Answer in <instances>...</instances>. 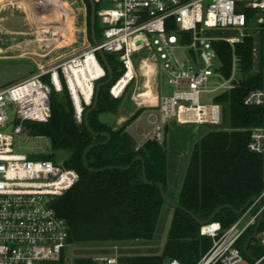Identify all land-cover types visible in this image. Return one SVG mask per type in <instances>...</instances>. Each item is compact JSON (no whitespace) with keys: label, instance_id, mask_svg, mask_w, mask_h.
<instances>
[{"label":"built area","instance_id":"2783aa9c","mask_svg":"<svg viewBox=\"0 0 264 264\" xmlns=\"http://www.w3.org/2000/svg\"><path fill=\"white\" fill-rule=\"evenodd\" d=\"M94 4L101 6L97 9L100 39L96 44L91 42L83 50L48 66L37 65L29 76L0 86V264L57 260L67 244L69 226L56 213L53 200L78 181L77 171L50 158L29 159L26 154L16 153L13 141L14 135L27 133L26 120L47 121L50 95L64 87L75 119L83 121L96 82L106 77L98 50L117 55L121 62L122 72L108 88L113 98L121 97L133 86L130 96L139 107L145 101L155 105L149 112L150 129L143 134L137 149L147 139L163 141L165 127L171 120L177 124L220 127L221 105L201 102V94L230 87L236 70L228 80L220 75L217 69L221 62L212 41L221 39L233 44L251 36L255 56L258 35L264 30V0H94ZM253 27L255 31L242 32ZM212 29L236 30L239 35L213 34ZM177 49L183 50L182 59L177 56ZM146 60L154 66L152 79L156 90L151 98L140 96L139 90L143 85L138 80L141 64ZM87 61L94 67L93 73L88 71ZM200 61L203 66H199ZM84 69L87 75L83 74ZM212 76L223 82L209 88L207 83ZM79 78L87 93L81 89ZM158 78H165V83L172 87L171 94H161ZM243 101L246 105L264 106V84L250 91ZM7 107H11L13 114L8 113ZM248 148L264 154V123L250 129ZM258 196L264 203V190ZM258 212L254 201L225 228L214 219L201 224L199 234L209 236L212 244L195 264H258L264 260V230L258 229L252 241L261 249L256 261L246 263L239 244L245 232L254 226ZM91 264L120 261L116 255H97ZM161 264L182 263L171 258Z\"/></svg>","mask_w":264,"mask_h":264},{"label":"trees","instance_id":"16d2710c","mask_svg":"<svg viewBox=\"0 0 264 264\" xmlns=\"http://www.w3.org/2000/svg\"><path fill=\"white\" fill-rule=\"evenodd\" d=\"M84 1L90 13L89 1ZM97 9L95 5L96 39L100 36ZM260 32V43L264 46V31ZM89 38L91 40L90 34ZM212 46L221 62L217 69L220 75L228 80L235 69L241 72L242 81L235 86L216 90L211 102L221 105L222 119L227 120V125L221 124L218 127L206 124L212 129L193 144L177 194L176 202L201 219L208 218L221 204L227 203L239 209L249 197L259 195L264 190V154L248 148L250 129L264 123V106L246 105L243 101L250 91L264 84V69L260 68L251 73L254 63L253 38L244 36L233 44L221 39L213 40ZM105 56L115 80L122 72L121 62L113 53H105ZM236 60H239L237 64ZM109 86L110 84L100 88L98 103L88 117L92 130L110 133L109 140L104 144H100L105 139L104 135H93L83 121L77 122L72 101L65 87L59 93H51L47 121L24 122L28 134L43 135L49 139L52 151L67 150L69 154L63 160V165L76 170L79 175L78 181L71 188L53 200L56 213L64 217L69 226L67 243L151 239L165 203L156 185L143 182L141 161L132 160L135 155H141L148 180L161 181L165 189L166 143L147 139L136 149L137 142L127 130V126L139 116L142 107L117 127L101 121V113H117L124 95L113 98L108 92ZM90 143L99 144L90 148L86 154L89 167H130L88 171L82 162V152ZM46 158H53V154L41 157ZM256 209L257 207L254 211ZM238 215L229 208H222L213 219L225 228L235 221ZM199 227L191 215L173 208L162 253L119 257L120 264H161L171 258L178 259L182 264H195L212 244L209 236L199 234ZM252 227L245 232L239 244L251 233ZM259 230H264V217ZM248 249L254 256L261 254V249L253 242L249 244ZM63 250L64 248L58 260L60 264L63 261ZM257 252L260 254L257 255ZM91 262L90 258L75 260V264Z\"/></svg>","mask_w":264,"mask_h":264},{"label":"rangeland","instance_id":"374dc122","mask_svg":"<svg viewBox=\"0 0 264 264\" xmlns=\"http://www.w3.org/2000/svg\"><path fill=\"white\" fill-rule=\"evenodd\" d=\"M99 7L101 6L98 5ZM97 19L99 22L98 15ZM89 23L90 13L84 0H0V86L17 82L29 76L36 70L37 65L48 66L65 56L86 48L92 42L89 38ZM255 30L256 27H253L244 29L242 32ZM211 33L239 35L238 31L231 29H212ZM260 34L261 32L257 38L259 41ZM182 51V49L176 51L177 56L181 59L183 58ZM199 66H203L202 61ZM260 68L264 69V46L259 42L251 73L257 72ZM141 71L138 79L139 84H143L145 80L142 75L145 71L144 66H141ZM222 82L223 79L212 76L208 80L207 86L211 88ZM157 87L162 95H169L172 92V87L165 83V78L157 79ZM132 90L133 86L127 89L122 96L116 117L118 115L129 117L140 108L131 99ZM215 94L216 90L203 92L200 101L211 102ZM141 107L139 119L136 118L130 123L134 122L133 124H138L139 127L137 132L132 129L137 144L144 139V132L150 128L147 114L155 105L151 101H145ZM7 111L10 115L13 114L11 107H7ZM222 121V126H226L227 120L223 118ZM211 129L212 127L209 125L177 124L174 120L169 122L164 131L163 141L166 143L167 168L171 186L167 185L165 192L170 194L178 190L193 143ZM13 151L26 154L29 159H41L42 156L53 154L51 159L54 162L62 163L69 154L67 150L52 151L47 137L28 133L14 135ZM172 215L173 207L164 203L151 239L67 243L63 250L62 264H75V260L78 258L92 259L97 255L112 254L124 258L132 255L161 254ZM241 244L242 242L240 246ZM259 254L260 252H257V255ZM59 259L60 256L57 260H43L36 264H60ZM245 262L249 263L250 260L245 258Z\"/></svg>","mask_w":264,"mask_h":264},{"label":"water","instance_id":"95a60500","mask_svg":"<svg viewBox=\"0 0 264 264\" xmlns=\"http://www.w3.org/2000/svg\"><path fill=\"white\" fill-rule=\"evenodd\" d=\"M89 4H90V23H89V29H90V36H91V40L94 44L97 43V39H96V35H95V4H94V0H88ZM98 56L100 58V60L102 61L105 69H106V78H104L103 80L97 81L94 87V95H93V100L91 105L85 109L84 113H83V123L86 126V128L88 129V131L90 133H92L93 135H104L105 139L100 142V144H104L106 143L109 138H110V133L107 131H100V132H96L94 130H92V128L89 125L88 122V117H89V113L96 107L97 103H98V97H99V90L101 87L108 85L112 82L113 80V71L112 68L110 67V64L105 56V53L102 50H98L97 51ZM239 62V60H236L235 63L237 64ZM241 72L239 71H235L233 74V77L230 80V87L231 86H235L237 84L241 83ZM117 127V126H115ZM99 143H90L88 144L82 152V162L84 167L91 172H97V171H103L106 169H128L130 167V165H126V166H121V165H107V166H103L100 168H91L89 167L88 163H87V159H86V154L88 152V150L96 145H98ZM139 159L142 163V180L144 183L149 184V185H156L159 189V193L160 196L162 198V200L167 203L168 205H170L173 208H177L180 210L185 211L186 213H188L189 215H191V217L199 224H204L210 220H212L216 213L222 209V208H229L231 209L235 214H240L250 203L256 201L257 206L259 208V212L257 215V219L256 222L253 226V229L251 231V233L244 239V241L241 244V249L243 251V253L245 254V256L251 260V261H256L257 257L254 256L248 249L249 244L253 241V239L255 238V235L260 227L261 221H262V217H264V203H262L261 199L259 198L258 195H252L251 197L248 198V200L245 202V204L239 208L236 209L234 208L232 205L230 204H221L218 207H216L212 214L206 218V219H201L198 218L197 216H195L190 210L186 209L184 206H182L181 204H179L178 202L174 201L173 199H171L170 197L167 196L165 189H164V184L161 181H156V182H152L149 181L147 176H146V171H145V162L144 159L141 155L137 154L134 156L132 161H135ZM258 264H264V260H260Z\"/></svg>","mask_w":264,"mask_h":264},{"label":"crops","instance_id":"0c3cea01","mask_svg":"<svg viewBox=\"0 0 264 264\" xmlns=\"http://www.w3.org/2000/svg\"><path fill=\"white\" fill-rule=\"evenodd\" d=\"M153 67V66H152ZM144 68H145V66H144ZM153 69H154V67H153ZM148 83L149 82H146V83H143V85H141V89H147L148 90ZM151 88L153 89V88H155V86H154V80H153V83H152V86H151ZM155 90H156V88H155ZM149 91V90H148ZM150 112V111H149ZM104 113H101L100 114V116H99V118H100V120L101 121H103V122H105V123H107V124H109V125H112V126H119L120 124H122V122H124L128 117H123L122 115H118L117 117H116V114H111V113H106V114H104ZM105 116V117H104ZM139 117L140 116H138L137 117V120L139 119ZM147 119H148V122L150 123V119H151V117H150V115H149V113L147 114ZM134 123V122H133ZM129 124L128 126H127V130L134 136V133H133V131H132V129H134V131L135 132H137V131H139V127H138V124ZM134 126V127H133ZM150 126H151V124H150ZM133 127V128H132ZM131 128V129H130ZM150 128H148L144 133H146L148 130H149ZM195 143V142H194ZM193 143V144H194ZM187 167V166H186ZM185 172H186V169H185ZM185 172H184V175H185ZM183 178H184V176H183ZM183 181V180H182ZM182 181H181V183H179V188H178V190L176 191L175 190V192H172V193H170V194H168L167 192V194H168V197H170L171 199H173L174 201H176V198H177V194H178V192H179V189H180V187H181V184H182ZM168 183V184H167ZM167 185H170V181H169V176H168V168H167V179H166V186ZM171 186V185H170ZM166 189H167V187H165V191H166Z\"/></svg>","mask_w":264,"mask_h":264},{"label":"bare ground","instance_id":"6f19581e","mask_svg":"<svg viewBox=\"0 0 264 264\" xmlns=\"http://www.w3.org/2000/svg\"><path fill=\"white\" fill-rule=\"evenodd\" d=\"M92 62L94 63V61H92ZM141 66H145V71L143 73L145 80L143 83L149 82L148 83V90L149 91L147 89H141L140 88L139 89L140 90V96L151 98L155 94V88H153V89L151 88L152 83H153L152 74L154 72V69H153L154 66L148 60L143 61ZM87 68H88V71L90 73L94 72V67L92 66V64L89 63V61H87ZM95 68H97V71H100L99 67L97 65L95 66ZM83 74L87 75L86 69H84ZM78 82H79V85H80L81 89L83 90V92L87 93L86 85L82 82L81 78H79Z\"/></svg>","mask_w":264,"mask_h":264}]
</instances>
